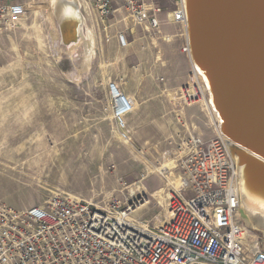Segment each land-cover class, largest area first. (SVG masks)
<instances>
[{"label":"rangeland","instance_id":"1","mask_svg":"<svg viewBox=\"0 0 264 264\" xmlns=\"http://www.w3.org/2000/svg\"><path fill=\"white\" fill-rule=\"evenodd\" d=\"M22 1L29 12L27 25L0 34V204L25 210L54 194H68L101 206L114 199L124 205L167 185V179L149 171L170 161L174 166L179 136H215L204 104L185 107L176 94L187 84V73L184 30L170 21L174 0L154 2L162 8L156 35L134 26L125 9L116 13L107 24L126 32V49L107 43L94 17V28L89 27L94 56L87 69L81 67L83 41L70 48L61 44L56 15L49 14L51 0ZM80 3L84 16L90 2ZM83 31L87 37L85 26ZM108 81H117L130 96L141 94L129 118L131 144L111 119ZM43 154L44 160L30 166ZM150 202L132 218L155 228L165 222V202ZM249 230L250 240L264 250V233Z\"/></svg>","mask_w":264,"mask_h":264},{"label":"built area","instance_id":"2","mask_svg":"<svg viewBox=\"0 0 264 264\" xmlns=\"http://www.w3.org/2000/svg\"><path fill=\"white\" fill-rule=\"evenodd\" d=\"M137 0H91L106 41L111 20L120 9L149 34L161 33L162 8ZM170 21L184 30L182 52L192 66V81L176 93L183 106L202 103L211 118L209 95L191 62L187 17L182 0ZM28 9L17 0H0V33L14 32ZM121 48L127 34L117 33ZM111 119L122 139L132 143L128 117L134 105L118 83L108 84ZM216 134L207 139L189 132L180 138L173 168L177 183L167 185L165 222L158 227L131 220L142 196L122 204L101 206L68 194H54L25 210L0 204V264H264V250L249 237L242 219V183L238 158L228 140ZM146 197V196H145Z\"/></svg>","mask_w":264,"mask_h":264},{"label":"water","instance_id":"3","mask_svg":"<svg viewBox=\"0 0 264 264\" xmlns=\"http://www.w3.org/2000/svg\"><path fill=\"white\" fill-rule=\"evenodd\" d=\"M191 62L208 91L220 135L238 158L242 198L264 210V0H182ZM56 20L63 46L80 43ZM242 219L245 215L241 212Z\"/></svg>","mask_w":264,"mask_h":264},{"label":"bare ground","instance_id":"4","mask_svg":"<svg viewBox=\"0 0 264 264\" xmlns=\"http://www.w3.org/2000/svg\"><path fill=\"white\" fill-rule=\"evenodd\" d=\"M57 9H60L59 12H60L61 16H59V18H60L61 22L62 23L67 22L68 23L69 29L67 31V35L71 34V30H73L72 27L75 29L76 35L81 34V30H82L81 23H82L83 15L81 13L80 5L78 4V2L76 0H51V8L49 10V14L51 17H54L57 14L56 13V12H58ZM84 21H85V19L83 17V22ZM56 23H57V21H56ZM83 29H84V27H83ZM82 33H83V30H82ZM58 35L60 36L59 30H58ZM85 41L87 43L85 46L86 50H85V56H84V63L83 64H84V66H87L94 56V36L91 35V33H89V35L87 37L85 36ZM78 44L79 43H76V44H73V45L67 46V47L70 48L73 46H78ZM212 120H213V124H214L215 118H212ZM145 156L147 157V155H145ZM172 166H173V162L170 161L169 163L165 164L164 166H158V167L150 168L149 175H152V176L161 175L162 176L167 171H169L172 168ZM173 175L174 174L167 176V180L170 183V185H174L177 183V181H171L170 180V179H172ZM127 189H129V188H126L125 190H127ZM131 193L134 195L133 192H131ZM144 195H147V194L144 193V194L140 195V196H142V199L140 201V205H137L138 208L133 214L138 212L140 209L146 207L147 205L149 206V204L151 203L150 202L151 199H156L157 201H160L162 204H164L165 200L167 199L168 194H167L166 189H160L159 188L158 190L153 192L149 197H145ZM242 205H243L242 206L243 207V213L245 215L246 226L252 228L253 230L261 231L264 233V210H261L259 208H254L251 206H247L244 203V201H242ZM131 220H133L132 216H131Z\"/></svg>","mask_w":264,"mask_h":264},{"label":"crops","instance_id":"5","mask_svg":"<svg viewBox=\"0 0 264 264\" xmlns=\"http://www.w3.org/2000/svg\"><path fill=\"white\" fill-rule=\"evenodd\" d=\"M18 2H20L21 4H24L25 6L27 5L26 3H23V1L22 0H17ZM80 1H84V0H80ZM80 1H78V3H79V5H80V10H82V6H81V3H80ZM89 4H90V6L87 8V6H85L84 5V19H85V27H86V29H88V32L87 33H91V35H92V29L91 28H89V27H91L90 26V24H93V28H94V17L96 18V20L98 21V18H97V15H96V13H95V11L93 10V7H92V3H91V0H89ZM82 4H84V2L82 3ZM29 13V12H28ZM28 19H29V17H28V14H27V16L21 21V23L19 24V26H18V28L14 31V32H16V31H19V30H22V29H24V27L27 25V21H28ZM112 20H110V21H108V22H106V25H108V26H110V34H109V36H110V41L109 42H107V43H109V44H111V46H116V47H118V49H124V48H121L120 47V45H119V42H118V40H117V33L118 32H120V31H118V30H116L115 28H114V24H107V23H110ZM172 23V22H171ZM172 24H174V25H177V26H179V27H181L180 25H178V24H176V23H172ZM182 28V27H181ZM183 30V29H182ZM14 32H12V33H14ZM84 32V31H83ZM0 34H2V33H0ZM85 36H86V34L84 35V33H82V39H81V41H83V44L85 43V46H86V41H85ZM106 37V35L104 34V35H102V37ZM175 36H177V37H182V35H178V34H176ZM80 41V42H81ZM185 42V41H184ZM184 42H182V48H183V46H184ZM114 44V45H113ZM114 46V47H115ZM128 48V47H127ZM126 49V48H125ZM181 51H182V49H181ZM183 53V52H182ZM184 54V53H183ZM184 59H185V63H186V73H187V84L188 83H191V81H192V66H191V63H190V61L187 59V57H186V55L184 54ZM113 60H114V58H112ZM93 60V58L91 59V61ZM91 61H90V63H91ZM83 63H84V61H83ZM82 63V65H81V67L82 68H85V69H87V68H89L90 67V63L87 65V66H84V64ZM128 75H138V74H136V73H132V72H128ZM110 77H112V76H110ZM114 78H115V76H113ZM135 77H138V76H135ZM110 82H113V81H108L107 83H105V89H106V91H107V93H108V84L110 83ZM114 83H118L117 81H115ZM124 92V91H123ZM125 94H126V92H124ZM128 97H129V99L132 101V103H133V105H134V108H135V110H136V98H137V96L139 97V96H141V94H140V92H135V93H132V95L130 96V95H128V94H126ZM135 110H134V112H135ZM133 112V113H134ZM133 113L128 117V120H127V123H128V130H129V133H130V135L132 136V139H133V141H134V139H135V137H134V133H133V131H132V129H131V125H130V117L133 115ZM27 155H31L30 154V152L27 154ZM45 155L46 154H43V155H41V156H39L37 159H35V161L34 162H32V164L30 163V166H34V165H36V164H38L39 162V160H41V159H43L44 160V158H45Z\"/></svg>","mask_w":264,"mask_h":264}]
</instances>
